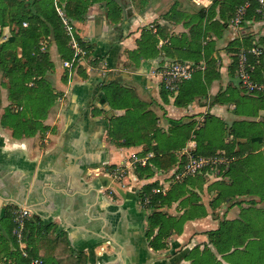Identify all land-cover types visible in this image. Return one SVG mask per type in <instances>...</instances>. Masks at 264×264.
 Masks as SVG:
<instances>
[{
	"label": "crops",
	"instance_id": "0c3cea01",
	"mask_svg": "<svg viewBox=\"0 0 264 264\" xmlns=\"http://www.w3.org/2000/svg\"><path fill=\"white\" fill-rule=\"evenodd\" d=\"M215 1L219 5L214 9ZM240 1L209 0L202 7L192 0H114L122 11L117 21L109 18L105 2L95 4L86 21L76 23L82 41L91 47L86 61L95 70L86 78L76 72L67 83L59 80L66 72L64 60L56 45L49 44L57 69L55 87L63 95L47 118L39 120L47 133L41 136L38 129L36 136L14 137L12 128L2 125L10 103L0 116V264H15L17 258L13 207L32 211L29 246L44 264H76L80 255L87 264H249L235 257L238 252L249 257L247 246L215 245L222 242L217 239L223 238L226 224L240 220L241 210L228 188L236 183L237 171L244 172L241 157L252 140H264L261 133L238 127L263 121L264 108L259 121L236 115L250 103L235 85L233 39L216 34L217 22L223 23ZM261 24L259 33L264 36V21ZM152 29L150 44L143 31ZM175 60L202 62L207 70L195 74L177 95L164 94L153 71ZM258 78L264 83V58ZM110 85L119 87L115 94ZM221 128L230 129L226 152L236 159L223 183L226 189L200 186L195 180L185 183L183 196L163 208L178 222L164 229L168 246L153 249L147 238V212L139 202L144 182L137 161L146 159L156 170L152 160L166 153L178 158L192 150L211 157L219 152L212 143ZM242 131L246 135L241 136ZM120 165L123 174L114 178ZM196 195L200 202L192 199ZM209 202H215L213 208ZM200 204L204 209L188 212ZM236 231L230 225V233ZM158 232L159 227L153 237Z\"/></svg>",
	"mask_w": 264,
	"mask_h": 264
},
{
	"label": "trees",
	"instance_id": "16d2710c",
	"mask_svg": "<svg viewBox=\"0 0 264 264\" xmlns=\"http://www.w3.org/2000/svg\"><path fill=\"white\" fill-rule=\"evenodd\" d=\"M247 1L248 0H241L238 5H235L232 14L225 18L223 23L218 21L219 29H223L225 25L228 26V21L226 22V20H231L237 8L244 5ZM57 2L58 3H55L54 0H22L19 3H15L16 12L12 20H15V25L17 27L6 24L5 7L0 9V73L4 79H9V98L11 101L2 116V125L4 127L10 126L13 130L14 137H32L38 133V129L42 131L44 127L39 120L46 119L50 109L55 104L56 93L49 91L46 85L49 81L47 77H45L47 70L54 68V63L51 58L50 50L47 49L48 51L46 50V52L41 50V43L45 41L50 44L49 41L51 40L57 46L58 54L62 60L72 61L73 59L74 53L68 47L69 38L65 33L64 25L57 12V7H62L66 12V16L71 19L75 25L76 22L78 23L85 20L89 7L95 4H102L105 2L108 16L114 21H117V17L119 18L122 13L121 9L114 6V0H57ZM217 3L218 2L215 1L212 7L215 8L219 5ZM258 9L259 6L253 1L246 19L262 21L264 19V13L257 14ZM23 23H28V27L24 28ZM208 29L209 27L206 29L205 38H207ZM77 33L76 38L81 42ZM258 40L264 44V37ZM253 42H255V39L254 36L251 35L245 39L244 43H241L240 40H234L231 42L230 46L233 48V53H238L244 48L246 50L251 48ZM15 49H19V55L18 53L16 54ZM88 49L91 52L90 46H88ZM199 51H201V49ZM263 58L264 56L260 59L250 58L252 66H254V72L252 74L253 79L260 83L258 70ZM94 61L96 60L94 59ZM232 67L236 72V62L232 64ZM24 68L26 71L19 74L18 72L23 71ZM184 85L180 87V92ZM108 88L112 89L114 94L119 89V87L114 85H110ZM162 90L164 94H171L163 86ZM118 94H120V92ZM259 95L261 96L263 94L260 93ZM34 100L40 103L39 108L35 112L36 115L29 117L28 113H30ZM176 104L180 105L179 100L176 101ZM112 137H115V132L114 134L112 133ZM193 152L194 155L199 156L196 151ZM177 161L178 158L176 156L166 153L152 160L151 164L156 170L149 166L140 171L137 170V172L141 179H151L155 176L156 172H170L176 166ZM222 171L224 175H227L230 172V168L226 172L225 169ZM155 188H158L157 182L145 186L140 192V201L145 199V195H150L151 191ZM173 191L174 189L166 196L159 194L151 197L150 204L145 207L149 210V215L147 216L149 222L147 238L150 240V246L155 250L167 248L168 245L165 240L168 238V235L164 233V229L175 227L176 223H178L175 218H172L163 210L165 206L169 207L174 201H177L173 195ZM157 227H159V232L153 237L154 230ZM28 229L29 222L27 223L26 234L28 245H30ZM30 254L38 258L36 254L32 253L31 249ZM26 263L27 261L18 252L15 264ZM76 264H87L84 255H80Z\"/></svg>",
	"mask_w": 264,
	"mask_h": 264
},
{
	"label": "rangeland",
	"instance_id": "374dc122",
	"mask_svg": "<svg viewBox=\"0 0 264 264\" xmlns=\"http://www.w3.org/2000/svg\"><path fill=\"white\" fill-rule=\"evenodd\" d=\"M21 1L22 0H0V9L5 7L4 10L6 12V14H5L6 24L16 26L15 20H12V17L16 12V8L14 5H16L15 3H19ZM23 1H26V0H23ZM54 1H55V3H58L57 0H54ZM202 1H204V0H202ZM93 6L94 5L89 7L85 20H83L82 22H78V23H84L86 21L87 17L89 16L91 7H93ZM200 6H202V5H200ZM63 12H65V11L63 10ZM220 12H222V10H220ZM65 14H66V12H65ZM256 22L258 23L257 26H255V27L252 26L250 28L248 27L247 29H244V33H241V34L240 33L235 34L234 32H232L230 27H228L227 25H225L223 27V29H220V30H219V27H217L216 30H219V31L216 34H218V33L221 34L222 32L224 34L226 33V35H228L229 39H231V38L233 39L232 41L230 40V43L233 42L234 40H240L241 43H244V41L247 37H250L251 35H253V33H256V32L259 34L258 39H260L261 37H264V36H261L259 33L260 28L263 24L259 23L258 20H256ZM75 32L77 33V29ZM152 32H153V29L150 31H143V33H147L146 34L147 37L145 39L150 44H151V41L153 40L152 37H154V35H155ZM77 34L79 36V39L83 40L80 37L79 33H77ZM149 34H151V35H149ZM254 39H255V42L258 44L257 46L260 47L261 49H264V44H262L256 37ZM43 42L48 46V50H49V47H50L49 44L45 41H43ZM49 43L52 45L55 44L51 40L49 41ZM56 48H57V46H56ZM56 50L58 52V49H55V51ZM15 51H16V54L18 53V55H19V49H15ZM131 54H133V53H131ZM86 60L84 59L83 61H78L74 64L73 68L66 69V72L61 74V76H59L60 82L61 83H67L68 81H70L69 78H71V77L73 78L74 77L73 74L76 72L80 76H82L83 78H86L87 72H89V71L92 72L95 70V65H92V63H89V65H88ZM22 62H23V60H22ZM53 67H54L53 69L47 70L45 77H47V79L49 81L46 84L49 91L56 93V96H55L56 98H55V102H54L56 104V102H60V100H61L60 97H62L63 93H62V91L57 90V88L55 87L56 80L53 78V76L56 75L57 69L55 67V64ZM102 68H103V70H99V72L103 74L105 69H106V66L102 65ZM24 71H26L25 68L23 69V71H19L18 73L21 74ZM8 81H9V79L8 80L4 79L2 74L0 73V98H2V107L0 106V116L3 113L2 109L4 108V106L8 105V103L11 102L10 98H9V93H10L9 90L10 89H9ZM257 83H260V82H257ZM260 84L263 85L264 83L261 82ZM235 85L239 89V96H241V98L243 96L245 101L250 103L248 107L245 105L241 106L239 108L238 113H236V115L247 116V117H250L251 120L259 121V119H257V117L259 116V111L264 108V101H261V100L257 101L256 99L259 97H261V99H263L264 93H262L263 95L260 96L259 93L258 94H249V93L245 92L242 89L239 80H237ZM39 104L40 103L38 101L34 100L32 107L30 109V113H28L29 117H32V115H36L35 112L39 108ZM6 109L7 108H5V110ZM202 123H204V121H201V124ZM7 127H10V126H6V128ZM43 127H44V129L41 131V136L46 134L47 130H48V128L46 126H43ZM225 127H228V126H225ZM238 127H240V128L247 127L251 132H258V133H261L262 135H264V120L257 123V124L250 123L248 121L247 123L238 124ZM195 133H197V130L194 132L193 136H195ZM241 133H242L241 136L246 135V133L244 131H242ZM230 135H231V133H230L229 128H228V130H226V129L223 130V128H221V132H220L219 136L214 137V139H213V143H212L213 144V150H218L219 152H221L220 148H222L224 146L225 149L222 151H226V148H228V146L230 145L229 141L232 138V137H230ZM250 135L251 134H249V137H250ZM192 138H194V137H192ZM262 138L264 139V137H262ZM247 139H248V137L245 138V140H247ZM250 140L251 139H249V141ZM251 143L252 144H250L249 149L247 150L248 152L246 153V155H242V157H241V164L244 167V172L237 171L236 176H235L236 183L229 186V188H228V191H232L233 199L236 202V204H238V208L241 210L240 220H238L237 222H233V223H231V222L227 223L225 226L226 229L224 230L223 238L217 239V242L218 241L219 242L222 241V242L216 243L215 245L218 247H222L223 249H227L230 247L242 248L244 246H247V251L249 250V252H251V254H249L250 258L247 256L246 253H241V252H238L235 255V257H243V260H244L243 262H246V259H248L249 264H264V140H263V143L255 142L253 140ZM214 152H216V151H214ZM214 152L211 153L212 155H209V156H213V155L217 154ZM143 160H146V159H143ZM235 163H236V160H235ZM149 166L150 165L148 163L147 167H149ZM150 167H152V166H150ZM220 169H222V167H220ZM203 173L204 174L197 175L196 177L189 178L188 180H185V182L182 184H177V185L173 186L172 189H174L173 195L175 196V198L178 200L183 196L181 188L183 186H185L186 184H190L189 182L192 180H195V183L197 182L196 184H198L200 186L205 185L208 187L209 185L215 184L212 187L210 186V188L215 187V188L219 189L218 187H224L226 189V186L223 183L227 182L229 179L228 180H221L223 178H221V179L220 178H213V175L210 172L209 173L203 172ZM223 176H228V175L223 174ZM220 182H222V183H220ZM158 185H159V183H158ZM220 191H222V190H220ZM169 192L167 194H169ZM195 194H197V193H195ZM174 196H173V198H174ZM196 196L198 197V195H196ZM192 199L198 200V202H200L199 197L198 198H192ZM207 202L208 201H206V203ZM214 203L209 202L208 204L211 206V208H213ZM204 204L202 206H201V204L199 206L198 205H192L190 207V210H188V212L190 211V213H193L195 211H198L199 210L198 208H203ZM183 205H186V207L189 206L188 203L183 204ZM143 210H146L147 216H148L149 215L148 210L145 208H143ZM200 214L202 216H204V213L201 212ZM230 225L233 226L235 229H237V231L234 232L233 235L230 233ZM241 229H244V231H246V233L241 232ZM256 237L259 238V241H252L251 242L250 238H256Z\"/></svg>",
	"mask_w": 264,
	"mask_h": 264
},
{
	"label": "built area",
	"instance_id": "2783aa9c",
	"mask_svg": "<svg viewBox=\"0 0 264 264\" xmlns=\"http://www.w3.org/2000/svg\"><path fill=\"white\" fill-rule=\"evenodd\" d=\"M192 1L196 5H202L203 7L209 3V0ZM253 1L259 6L257 14L264 13V0H248L244 5L238 7L235 15L228 22V27H230L235 34L244 33V29L258 25L255 19H246ZM63 10L62 7H57V12L64 25L65 33L69 38L68 47L73 51L74 55L72 61H63L62 64L65 69H71L78 61H83L84 59H87L88 61L90 59V51L84 41L81 40V42H79L76 38V25L66 16ZM258 21L259 23L262 22L261 20ZM23 27L27 28L28 23H23ZM253 35L257 36V32L253 33ZM257 45L256 42H253V45L248 50L242 49L238 53L232 54L233 63L236 62L237 67V80L240 81L242 89L249 94L264 93V84L257 83L252 76L254 66H252L250 58L260 59L264 56V49H261ZM47 49L48 46L42 42L41 50L46 52ZM92 61H94V58ZM206 69V64L202 62L197 63L175 60L172 62H166L160 67H156L153 71V75L160 80L161 87L163 86L171 94L177 95L182 85L192 81L195 74L205 72ZM101 70H103V68ZM235 160L236 159L234 158H230L226 151H221L211 157L196 156L192 150L183 151L178 155L177 164L170 172H156L153 180H142L145 184L142 187V190L145 186L151 183L157 182L159 185L158 188L151 191L150 195H145V199L140 201L141 207L145 208L148 206L151 202V197L159 194L166 196L173 186L182 184L189 178L204 174L203 172H210L213 175V178H223L221 180H228L227 176H223L222 170L225 169V172L228 171ZM137 162L142 168H145L148 165L147 160H140ZM121 167L122 165L117 167L114 172V178H118L120 174H123ZM220 167H222V169H220ZM32 217L33 213L31 210L24 207H13L11 210V220L13 223L12 234L17 244L18 252L27 261L26 264H44V261L41 258H35L30 254L31 248L27 241L26 227Z\"/></svg>",
	"mask_w": 264,
	"mask_h": 264
}]
</instances>
